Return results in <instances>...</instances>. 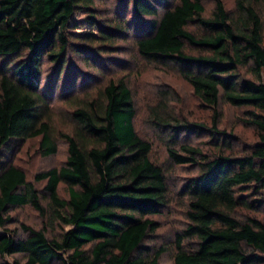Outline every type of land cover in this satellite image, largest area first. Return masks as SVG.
Segmentation results:
<instances>
[{
    "label": "trees",
    "instance_id": "16d2710c",
    "mask_svg": "<svg viewBox=\"0 0 264 264\" xmlns=\"http://www.w3.org/2000/svg\"><path fill=\"white\" fill-rule=\"evenodd\" d=\"M203 1L0 0V264H160L166 248L146 243L170 190L135 130L131 90L110 80L96 97L73 96L85 84L75 89L81 69L100 67L97 59L122 41L175 71L214 111L211 129L181 119L168 92L149 110L170 161L197 169L178 192L186 224L173 236V264H264V0H235L231 11L211 0L208 16ZM60 83L74 127L61 135L65 162L34 177L45 182L44 198L2 150L39 139L43 157L55 154L46 119ZM220 102L243 110L257 138L249 148L237 150L236 137L218 130ZM202 133L212 153L190 143ZM22 207L37 212L41 229L8 228V213Z\"/></svg>",
    "mask_w": 264,
    "mask_h": 264
},
{
    "label": "rangeland",
    "instance_id": "374dc122",
    "mask_svg": "<svg viewBox=\"0 0 264 264\" xmlns=\"http://www.w3.org/2000/svg\"><path fill=\"white\" fill-rule=\"evenodd\" d=\"M222 2L228 11L233 10L235 0H222ZM203 7L204 14L208 16L213 10V2L204 0ZM188 29L198 33V29L194 25H190ZM76 32H81V30ZM74 60L76 63L78 62L77 59L74 58ZM97 61L101 62L100 67L98 66L97 69L89 67L81 69L83 74L81 78H78L75 89H79L84 81L85 84L82 91L76 92L74 90L72 93H76L73 96L76 95L80 100L85 95L96 97L99 89L110 80L123 79L131 90L135 106V130L141 138L151 143L150 159L164 170L171 200L160 216L152 218L158 227L146 244L153 249L165 247L166 252L162 255L160 264H173V236L180 232L186 224L184 201L178 195V192L190 178L197 174V169L195 167L176 166L170 161L163 140L156 134L149 122V110L157 104L160 92H168L173 98L169 105L181 119L191 123L203 124L211 129L214 122V111L200 104L199 100L193 95L191 87L175 71L147 62L139 57L131 41L118 42L112 51H107ZM42 67L45 73L49 72L48 66L44 64ZM87 76H90L88 83L85 80ZM42 78L41 87L47 82L48 75L45 74ZM62 96L63 91L60 83L52 93L46 119L50 125L53 140L56 143L55 154L43 157L39 151V139L22 141L17 145L12 144L9 150H5V148L2 150L3 159L23 170L27 180L34 183L36 189L44 198L46 197L44 192L45 182H36L34 177L40 172L58 168L65 162L67 143L61 135H71L74 127L72 113L75 108L70 106L69 102L66 99L64 100ZM71 96L67 95V100L74 99ZM217 108L221 115L217 128L236 137L232 143L237 150L247 149L257 141L254 130L244 124L243 110L233 108L222 102L219 103ZM209 138L208 133H202L199 137L191 138L190 143L199 146L204 153L209 154L212 153L213 147ZM58 194L62 198L67 197V189L64 185L60 184L58 186ZM42 204L46 206V201L43 199ZM8 214L11 217V222L8 224L10 229L19 228L20 224L41 229L44 224L37 212L30 207L16 208ZM15 258L20 259L19 257H8L6 260L12 264Z\"/></svg>",
    "mask_w": 264,
    "mask_h": 264
}]
</instances>
